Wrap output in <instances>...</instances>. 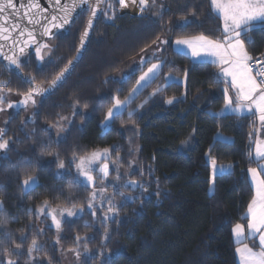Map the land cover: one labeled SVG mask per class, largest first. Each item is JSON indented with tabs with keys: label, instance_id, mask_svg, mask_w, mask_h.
<instances>
[{
	"label": "trees",
	"instance_id": "1",
	"mask_svg": "<svg viewBox=\"0 0 264 264\" xmlns=\"http://www.w3.org/2000/svg\"><path fill=\"white\" fill-rule=\"evenodd\" d=\"M103 9L68 77L49 95H34L29 109H11L1 121L9 147L0 151V262L64 264L65 254L79 252L68 264H237L231 230L246 222L253 197L247 170L257 164L249 152L258 122L252 114H216L225 85L217 64L172 49L177 38H222L219 16L210 0H156L139 16L116 14L109 22L102 21ZM83 12L51 36L48 58L19 62L34 83L46 85L74 56ZM162 38L158 75L103 128L107 109L115 98L128 96L139 71L124 78L118 74ZM241 38L252 57L264 51V27ZM167 73L184 77L185 85H162ZM0 82L5 95L24 97L33 90L2 61ZM170 98H175L171 104ZM250 132L255 133L251 139ZM218 133L227 137L219 139ZM96 149H109V175L93 170L92 187L77 183V160ZM213 159L230 163L231 170L215 173L209 190ZM29 175L37 183L24 190ZM101 190L89 208L91 193ZM42 208L83 211L62 216L57 210L58 231ZM33 239L38 249L29 261ZM248 242L256 246L255 239Z\"/></svg>",
	"mask_w": 264,
	"mask_h": 264
},
{
	"label": "snow or ice",
	"instance_id": "2",
	"mask_svg": "<svg viewBox=\"0 0 264 264\" xmlns=\"http://www.w3.org/2000/svg\"><path fill=\"white\" fill-rule=\"evenodd\" d=\"M117 2L121 8L128 7L126 0H117ZM150 2L154 5L156 0H131L133 6L139 5V10L142 13L149 7ZM104 3L105 0H96L95 6H93L90 0H71L70 3H62L61 0H55L56 7L63 15H52L49 23H51L52 27L62 28L64 25L70 23L72 14L77 8L87 4L91 15L88 20L87 28L81 37V46H83L84 40L88 36L87 29L93 26V18L97 16L98 8ZM210 5L212 10L223 20L222 38L213 40L205 35L183 37L177 38L175 44L178 46H185L187 50H190V54L194 58L203 59L206 56L214 57L212 62L221 65L219 75H222L225 83L235 91V96L233 97L229 95L228 87L223 89L225 110L237 114H243L247 111L253 115H257L261 128L264 129V58H256L254 61L253 57L246 50L244 40L241 39L242 35H246V33L252 31L255 27H264V0H210ZM108 7H113L111 2H108ZM34 9L40 12L44 11L40 9V5L36 0H29L27 5H25L23 0H0V39H8L9 37L6 33L15 31L19 27L18 23H16L18 14L29 17L30 23H40L39 20L35 19L37 12L33 11ZM104 14L107 16V13ZM109 18L111 19L112 17ZM45 19L48 18L45 17ZM57 21H59V23H57ZM10 22L11 26H9ZM44 34H50V29L48 27L44 28ZM20 35H24V32L21 31ZM28 36L30 39H33L31 32L28 33ZM33 42H35L34 39ZM25 44H27V41H25ZM2 47L3 46L0 45V48ZM47 47L48 45L37 47L36 55L39 59H43L41 56V48ZM20 51L23 53L24 50L21 49ZM7 59H9L12 64L19 67L18 58L7 57ZM71 63L72 62L69 61V64ZM161 66V63L152 64L148 71L140 77L137 84L139 85L140 82L144 81L146 78H153L158 73ZM67 70V66L61 70L48 85V88L53 87L57 81L61 80ZM3 85L4 82H0V88H2ZM47 90V88L42 87L40 84H35L32 91L24 94V99L20 101V104L27 105L29 102L35 104L36 101L33 99V96L46 92ZM158 90L159 89H157V91ZM136 91L137 89L133 88L129 97H126L124 101L115 98V103L112 107L107 109L105 126H108L111 119L119 114L121 107L130 101L132 94ZM4 99L2 92H0V104L4 103ZM173 99L175 98H170L167 103L171 104ZM8 107L12 108L13 105L9 103ZM3 110V108H0V111ZM129 115H132V113H129ZM61 119L67 120L66 117H62ZM60 131H63L62 127ZM3 135L4 129H0V151L7 150L9 147V141L3 139ZM253 135H255L254 132L249 133L250 139ZM183 143L186 142H182V144ZM254 143V156L258 162V168L248 169L254 187V195L248 204L247 210L248 234L246 237L244 234L245 228L241 224H236L232 232L237 243H240L245 238L255 239L258 237L259 250H255L254 247L247 244L242 247H237L235 252L238 254V264H264V176L261 175V173H264V163H260V161H264V139L257 138ZM251 146L250 144L249 147L251 148ZM108 154L109 149H103L96 150L90 155L79 157V163L76 164L78 175L75 177V181L78 183L80 182V177H83L88 183H93L94 177L91 175V172L95 167H99L102 177L106 178L109 175V164L104 163L103 165H97L96 162L101 158H107ZM249 157L250 159L253 157V152H249ZM72 159L76 160L77 157L74 155ZM64 166L63 161L58 164V167L61 169H63ZM211 166L213 175H215L217 164L214 159L211 161ZM220 168L223 169V166H220ZM117 171H119V169H117ZM117 179H119V176H117ZM36 183L37 179L29 175L22 181V186L27 189ZM97 195H102V190L100 193L95 191L91 193L88 203L89 208L93 207L92 201L96 199ZM0 204H2V201H0ZM44 204L47 205L48 202L45 201ZM57 210L62 216L64 213H66L67 216H73L77 211L82 212L83 208H61L52 209L51 211H45L43 208L40 209L45 215L52 216V221L59 231L61 229V221L57 219L54 214ZM114 211L115 209L110 206L109 212ZM0 227H3V225L0 224ZM4 235L9 238L11 237V233L8 232H5ZM21 239H26V237L22 235ZM76 239L79 240L80 237L77 236ZM20 249L21 245L16 244L14 251L20 254ZM37 249L38 243L33 239L27 249L29 261L33 260L32 253ZM70 251L76 252L75 249H70ZM76 255L79 256L80 253L76 252ZM0 264H2V262H0ZM6 264H18V261L9 258Z\"/></svg>",
	"mask_w": 264,
	"mask_h": 264
},
{
	"label": "rangeland",
	"instance_id": "3",
	"mask_svg": "<svg viewBox=\"0 0 264 264\" xmlns=\"http://www.w3.org/2000/svg\"><path fill=\"white\" fill-rule=\"evenodd\" d=\"M108 2H111L112 3V5H113V7H111V8H109L108 7ZM126 3L128 4V7H126V8H121L120 7V5H119V3L117 2V0H105V3H104V5H103V11L101 12L102 13V21H105V22H109V21H111L112 19H113V17L116 15V14H125V13H127V14H129V15H137V16H139V15H141L142 14V12L139 10V5L137 4V5H135V6H133L132 4H131V0H126ZM152 6H155V4L153 5V4H151V2H150V5H149V7L147 8V9H149V8H151ZM146 10V9H145ZM145 12V11H144ZM104 13H107V16H105V14ZM109 17H112L111 19L109 18ZM220 18V17H219ZM220 20H221V29L223 28V20L220 18ZM246 39L247 38H249L248 36H246L245 37ZM242 39V38H241ZM175 41L176 40H174L173 41V43H172V49L174 50V51H176V52H180V53H183V54H185V55H187V56H191V54H190V50H187L186 49V47L185 46H178V45H176L175 44ZM164 42H165V39H160V40H158L157 41V43L152 47V49L149 51V53H147V54H145V55H141V56H139L137 59H135L132 63H130V65H129V68H127V69H125V70H123L122 72H120L119 74H118V77L119 78H124V77H127V76H129L131 73H133V72H135V71H139V73L137 74V77H136V81H135V84H134V86L132 87V89L133 88H136L137 89V91L134 93V94H132V96H131V98H130V100L142 89V88H144L147 84H149L157 75H158V73H159V71H160V69L158 70V73L153 77V78H150V79H148V78H146L144 81H141L140 82V84L138 85L137 84V81L140 79V77L142 76V75H144V73H146L147 71H148V69L152 66V64H157V63H161L162 64V60H157V58H156V56H159V53H160V51H161V49H162V44H164ZM47 44H49L48 45V47L47 48H41V56L43 57V60H45L46 58H48V56H49V52H50V47H51V41H49ZM40 47V46H39ZM37 49V48H36ZM36 49L34 50V55H35V57H36V59L38 60V61H40V60H42V59H39L38 57H37V55H36ZM206 57H212V56H206ZM156 59V60H155ZM213 59H214V57H213ZM213 61V60H212ZM215 64H217V66H218V78L220 79V80H222L223 82H225V80H224V77L222 76V75H219V73H220V67H221V65H219L218 63H215ZM141 70V71H140ZM151 75V74H150ZM229 80H230V77H229ZM170 82H179V83H181V84H183V85H185V78L183 77V78H180V77H178V76H176V75H174V74H171V73H167V74H165L164 75V80H163V83H162V85H165V84H168V83H170ZM225 87H228L229 88V92L231 93V96H235V91H234V89H232L228 84H226L225 83V85H224V87H223V89L225 88ZM132 89H131V91L129 92V94L132 92ZM129 94H128V96L127 97H129ZM5 94H3V96H4ZM5 99V103L6 104H0V108H3L4 110L3 111H0V124H1V121H2V119L3 118H5L6 117V115H7V112L9 111V110H11V109H13V110H16V109H23V108H26V109H29L28 107L29 106H31L32 105V103L31 102H29L27 105H23V104H20V101H22L23 99H24V97H21V96H17V95H14V94H9V93H6V95H5V97H4ZM33 99H34V96H33ZM125 100V99H124ZM124 100H122V101H124ZM173 100H175V99H173ZM9 103H11L12 105H13V107L12 108H9L8 107V104ZM114 103H115V101H114ZM113 103V104H114ZM127 104V103H126ZM126 104H124L122 107H121V109L119 110V112H121L123 109H124V107H125V105ZM112 107V106H111ZM224 109H225V105H224V107H223ZM224 109H221V112H226V110H224ZM107 115V114H106ZM257 121H258V128L256 129V134H257V131L259 132V134H262V135H264V129H262L261 128V125H260V122H259V120H258V116H257ZM103 125V128H105L106 126H105V124L103 123L102 124ZM104 130V129H103ZM56 131V130H55ZM261 131H263L262 133H260ZM56 134H57V131H56ZM216 137L217 138H219V139H225L227 136H223L222 134H220V133H218L217 135H216ZM257 138H259V139H263V138H260V136H257ZM256 138V139H257ZM229 139V138H228ZM96 150H103V149H96ZM96 150H94V151H96ZM93 151V152H94ZM92 153V152H91ZM91 153H89L88 155H90ZM87 156V155H86ZM105 159L106 158H101L100 160H98L97 162H96V164L97 165H103L104 163H106V161H105ZM77 163H79V159L77 160V162H76V164ZM217 164V171H223V172H228V171H230L231 170V164L230 163H216ZM210 165H211V161H210ZM220 166H223V169H221L220 168ZM75 168H76V165H75ZM256 168V167H255ZM94 170H97L99 173H100V171H99V167H95L94 168ZM76 171H77V169H76ZM216 171V172H217ZM100 174H102V173H100ZM91 175H92V173H91ZM93 176V175H92ZM213 178H214V175H213V169H212V166H211V174H210V178H209V190H211L212 189V187H213ZM80 180L84 183V184H86V185H88V186H90V187H92V185L94 184V182H95V179H94V182L93 183H88L83 177H80ZM132 184H134V183H132ZM22 188L24 189V190H26L23 186H22ZM52 218V217H51ZM246 223H247V221H246ZM246 223L245 224H242V223H239V224H241V225H243L244 226V228L246 229L247 228V225H246ZM51 224L56 228V226H55V224L53 223V221L51 220ZM235 226V225H234ZM233 226V227H234ZM233 227H232V229H233ZM231 232H232V230H231ZM232 236V235H231ZM255 242H256V244L258 245V237H256L255 238ZM257 250H259V245H258V247H257ZM66 255V254H65ZM65 255H64V264H68V263H70V261H74L76 258H78V256H76V255H74V254H72V253H69V254H67V256L65 257ZM236 261H237V264H238V254L236 253Z\"/></svg>",
	"mask_w": 264,
	"mask_h": 264
},
{
	"label": "water",
	"instance_id": "4",
	"mask_svg": "<svg viewBox=\"0 0 264 264\" xmlns=\"http://www.w3.org/2000/svg\"><path fill=\"white\" fill-rule=\"evenodd\" d=\"M25 5L28 4L29 0H23ZM37 3L40 5V9H43L44 11L40 12L38 10H33L37 12V15L35 19L39 20L40 23H30L29 22V17L19 15L18 14V19H16V23H18L19 27L10 33H6L8 35V39H0V45L3 47L0 48V61L4 62L5 65L13 70L18 76L21 77V79L27 83L31 88L33 89L35 84L32 80H30L21 70L19 67H17L15 64H12L7 57H13L17 58L18 56L22 55L26 51H30L34 49L38 44L41 42L45 41L46 39H49L52 35H54L56 32L61 31L65 29L71 22H73L77 15L81 12L83 8H87L88 5L85 4L79 8L72 14V19L69 24L64 25L62 28H55L52 27L51 23H49L51 16L52 15H58L62 16L63 14L59 12V9L55 5V0H36ZM62 3L68 2L70 3L71 0H61ZM90 3L95 6L96 0H90ZM101 8V6H100ZM100 8H98L97 13L99 14ZM98 14L95 18H93V26L88 30V36L84 40L83 46H81V37L84 34L87 25H88V20L90 18L91 13L89 12V15L85 21V24L82 28L77 47L75 49L74 56L71 58V64L69 62L61 69L63 70L66 66L68 70L65 72L63 78L57 83L51 87L48 88V85L51 83L53 79H51L46 85L42 86L44 88H47L48 90L46 92H43L41 94L44 95H49L54 89H56L67 77L68 75L75 69L77 64L80 62L86 47L88 45L89 39L91 37L92 30L94 28V25L96 23ZM47 17L48 19H45ZM59 23V21H57ZM11 26V22L10 25ZM48 27L50 29V34H44V28ZM23 31L24 35H20V32ZM32 33V38L34 39L35 42H33V39H30L28 36V33ZM25 41H27V44H25ZM21 49H23V53H21ZM61 72V71H60ZM59 72V73H60Z\"/></svg>",
	"mask_w": 264,
	"mask_h": 264
},
{
	"label": "crops",
	"instance_id": "5",
	"mask_svg": "<svg viewBox=\"0 0 264 264\" xmlns=\"http://www.w3.org/2000/svg\"><path fill=\"white\" fill-rule=\"evenodd\" d=\"M191 59H194V60H210V61H212L213 60V57H204L203 59H199V58H194V57H192V56H189ZM229 95H231V93L229 92ZM224 105H225V99H224V104H223V106L221 107V109H224L223 107H224ZM221 109L220 110H218L217 112H216V114H218V115H224V114H228V113H233V114H236V115H239V116H242V115H248V114H251V113H249V112H247V111H245L243 114H237V113H235V112H231V111H227L226 110V112H221ZM225 110V109H224ZM253 115V114H252ZM256 118H257V115H254ZM257 120V119H256ZM258 122V121H257ZM263 131H261L260 133H262ZM257 136H260V138H263L264 139V135H262V134H259V132L257 131V134H256V138H257ZM256 138H255V140H256ZM255 142V141H254ZM254 151H255V143H253V149H252V152H253V158L255 159V156H254ZM260 163H264V161H260ZM258 168V162H257V164H256V166H254V167H251V168ZM223 171H217L216 173H222ZM229 172V171H228ZM261 175L262 176H264V173H261ZM247 177H248V180H249V182H250V185H251V188H252V190H253V195H254V187H253V184H252V180H251V174L248 172V170H247ZM247 210H248V206H247V209H246V211H245V216H246V221H247V223H246V225L248 224V218H247ZM244 223V224H245ZM245 236L247 237V234H248V230H247V228L245 229ZM231 235H232V240H233V242L237 245L236 247H235V249L237 248V247H242L243 245H245V244H247V245H249V246H251V247H254V246H252L249 242H248V240L249 239H252V238H245V239H243L240 243H237L236 242V239H235V237H234V235H233V232H231ZM257 247H258V245L256 244V246L254 247V249L255 250H257ZM235 257H236V252H235ZM236 263H237V261H236Z\"/></svg>",
	"mask_w": 264,
	"mask_h": 264
},
{
	"label": "flooded vegetation",
	"instance_id": "6",
	"mask_svg": "<svg viewBox=\"0 0 264 264\" xmlns=\"http://www.w3.org/2000/svg\"><path fill=\"white\" fill-rule=\"evenodd\" d=\"M102 6H103V4L101 5V8H102ZM101 8H100V11H101ZM81 11H84L83 13H85V15H86V18H85V21H86L88 15H89V12H90L89 9H88V7L87 8H83ZM100 11H99V13H100ZM84 24H85V22H84ZM50 38L49 39H46L45 41H43L40 44H38L34 49H32L30 51H26L22 55L18 56L17 57L18 58V61L20 62V61H23V60H25L27 58L29 59V57H31V56H33V58H35V55H34L35 52H34V50L37 47L41 46V45H49L47 43L50 41Z\"/></svg>",
	"mask_w": 264,
	"mask_h": 264
},
{
	"label": "built area",
	"instance_id": "7",
	"mask_svg": "<svg viewBox=\"0 0 264 264\" xmlns=\"http://www.w3.org/2000/svg\"><path fill=\"white\" fill-rule=\"evenodd\" d=\"M256 58H264V51H262L260 54H258V55H255L254 57H253V60L255 61V59Z\"/></svg>",
	"mask_w": 264,
	"mask_h": 264
}]
</instances>
